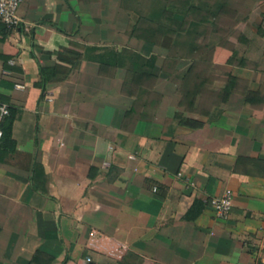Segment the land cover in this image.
I'll return each mask as SVG.
<instances>
[{
  "label": "crops",
  "instance_id": "crops-1",
  "mask_svg": "<svg viewBox=\"0 0 264 264\" xmlns=\"http://www.w3.org/2000/svg\"><path fill=\"white\" fill-rule=\"evenodd\" d=\"M138 2L23 0L0 22V264L257 263L264 48L151 43Z\"/></svg>",
  "mask_w": 264,
  "mask_h": 264
},
{
  "label": "rangeland",
  "instance_id": "rangeland-1",
  "mask_svg": "<svg viewBox=\"0 0 264 264\" xmlns=\"http://www.w3.org/2000/svg\"><path fill=\"white\" fill-rule=\"evenodd\" d=\"M156 0H145L134 5L135 12L143 13L150 11L154 7ZM160 1V0H159ZM219 0H191V9L188 5L180 4L177 0H162L165 6L168 3L173 4L171 8L183 13L185 19L178 32V37L185 41L191 39V36L199 38L198 40L210 42H227L229 46L236 42H251L264 48V0H222L221 9L216 11V3ZM158 5V4H157ZM196 23L194 27L193 24ZM198 24V25H197ZM190 27V28H189ZM191 29V34L188 30ZM247 30V33H246ZM199 31V32H198ZM200 37H198V34ZM246 33V34H244ZM193 39V38H192ZM194 40V39H193ZM215 43V44H216ZM257 263L264 264V234L256 243L255 247Z\"/></svg>",
  "mask_w": 264,
  "mask_h": 264
},
{
  "label": "trees",
  "instance_id": "trees-1",
  "mask_svg": "<svg viewBox=\"0 0 264 264\" xmlns=\"http://www.w3.org/2000/svg\"><path fill=\"white\" fill-rule=\"evenodd\" d=\"M160 1L156 0L154 7H152L150 11L138 13L139 17L135 25L136 28H138L141 25L147 26L148 29L146 31L148 34H146L145 37L146 39L152 38V40L150 39L151 43H156L157 41L159 42L160 40H162V38H163L162 42L165 41L164 39L166 38H168L169 40L170 37H169L168 32L174 33L176 30L179 31L185 19V17H182L181 19L179 18L175 19L171 15L169 16L168 14H166L167 11L165 9V3L160 2ZM177 1L180 4H190L191 0H177ZM222 4H223V1L219 0L215 6L216 11L214 9L213 12L215 13H212V14L214 15L218 14L217 11L221 9ZM188 6L190 9L193 7V6L191 7V4ZM189 24L190 26L191 24H193L192 25L193 27L194 25H196V23H189ZM189 31L190 33L192 32L191 29H189L188 33L186 34L187 37H188ZM191 34H194V33H191ZM260 34L264 35V33H260ZM192 38H195V37L191 36L190 40L189 39L187 40L186 38L184 42L188 44L191 42ZM220 43L221 41L218 42L217 44H220ZM10 124H11V119H8L6 122L2 123V138L4 139L10 138Z\"/></svg>",
  "mask_w": 264,
  "mask_h": 264
},
{
  "label": "built area",
  "instance_id": "built-area-1",
  "mask_svg": "<svg viewBox=\"0 0 264 264\" xmlns=\"http://www.w3.org/2000/svg\"><path fill=\"white\" fill-rule=\"evenodd\" d=\"M23 0H0V22L10 28L18 24V8ZM8 111V105L0 102V138L2 137L1 122ZM181 173H178L180 175ZM215 215L220 219L229 216L232 206V191L226 188L219 196L210 200Z\"/></svg>",
  "mask_w": 264,
  "mask_h": 264
}]
</instances>
